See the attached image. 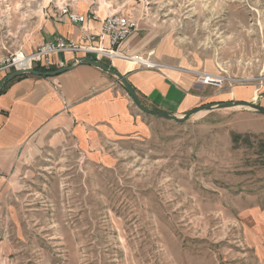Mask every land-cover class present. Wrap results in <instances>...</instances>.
Returning a JSON list of instances; mask_svg holds the SVG:
<instances>
[{
    "label": "rangeland",
    "instance_id": "374dc122",
    "mask_svg": "<svg viewBox=\"0 0 264 264\" xmlns=\"http://www.w3.org/2000/svg\"><path fill=\"white\" fill-rule=\"evenodd\" d=\"M62 1L0 0L6 56ZM94 1L172 33L223 80L206 86L264 97V0ZM251 112L145 115L102 154L45 155L0 197V264H264V116Z\"/></svg>",
    "mask_w": 264,
    "mask_h": 264
},
{
    "label": "crops",
    "instance_id": "0c3cea01",
    "mask_svg": "<svg viewBox=\"0 0 264 264\" xmlns=\"http://www.w3.org/2000/svg\"><path fill=\"white\" fill-rule=\"evenodd\" d=\"M73 10L85 15L86 22L74 24L58 11L43 9L40 15L38 10L37 28L17 41L15 52L30 54L55 39L79 42L85 33H99L101 21L108 16L94 0H85L83 6L74 4ZM94 13L100 21L92 20ZM145 25L138 23V30L124 48L128 53L158 61L163 70H146L124 60L110 63L133 87L144 106L177 117L222 102H246L264 108V97L258 98L255 93L219 91L200 84L198 73L213 74L211 67H206L200 56L188 52L172 33ZM6 54L7 47L2 46L0 60ZM79 58L72 54L55 55L48 71L68 69L66 72L48 78L25 75L8 82L1 91L0 197L47 154L78 151L89 159L90 153L102 154L107 143L145 128L143 117L147 114L138 109L118 80L97 67L78 64ZM4 78L0 74V82ZM257 99H261L259 103ZM251 115L262 116L255 111Z\"/></svg>",
    "mask_w": 264,
    "mask_h": 264
},
{
    "label": "built area",
    "instance_id": "2783aa9c",
    "mask_svg": "<svg viewBox=\"0 0 264 264\" xmlns=\"http://www.w3.org/2000/svg\"><path fill=\"white\" fill-rule=\"evenodd\" d=\"M73 0H63L59 9L61 16H66L74 24H83L87 18L73 10ZM92 20H99L97 14L92 15ZM138 30V22L121 14H109L101 21L99 33H85L79 42H71L55 39L45 42L37 49L27 54L20 50L0 61V74H11L13 72L36 70L43 68L51 70L55 55L64 53L72 54L81 59L90 58L101 63H112L116 60L130 61L138 64L146 70H161L163 65L156 60L145 57L142 54L128 53L124 44ZM200 83L203 85H223L221 77L212 74L198 73Z\"/></svg>",
    "mask_w": 264,
    "mask_h": 264
},
{
    "label": "water",
    "instance_id": "95a60500",
    "mask_svg": "<svg viewBox=\"0 0 264 264\" xmlns=\"http://www.w3.org/2000/svg\"><path fill=\"white\" fill-rule=\"evenodd\" d=\"M78 64H86V65H90L93 67H97V68L103 70L104 72L110 74L111 76H114L118 80V82L123 86V88L126 90V92L129 94V96L131 97V99L133 100L135 105L139 108V110L141 112L149 115V116H152V117H156V118H160L163 120L172 121V122H176V123H185V122L189 121L193 115H196L203 110L211 112V111H215V110L233 109V108H243V109H247V110H252V111H255V112L264 116V108L263 107H261L257 104L246 103V102H229V103H220L217 105H207V106H203L201 108H198L196 110H193L192 112L186 114L183 117L173 116V115H170L168 113H165V112H162L159 110L149 109L146 106H144V104L141 102L139 96L137 95V93L135 92L133 87L125 79V77H123L118 72L113 70L111 68V66H108L105 63L98 62L96 60H92L90 58L81 59L78 62ZM67 70L68 69H61V70H57V71L40 72V71L31 69V70L13 72V73L9 74L8 76H6L3 79V81L0 83V93L8 82H10L16 78H19V77H22L25 75H31V76H36V77H46V78L56 77V76H58L64 72H66Z\"/></svg>",
    "mask_w": 264,
    "mask_h": 264
},
{
    "label": "trees",
    "instance_id": "16d2710c",
    "mask_svg": "<svg viewBox=\"0 0 264 264\" xmlns=\"http://www.w3.org/2000/svg\"><path fill=\"white\" fill-rule=\"evenodd\" d=\"M36 70L40 72H49L48 70H45L43 68H37ZM249 138L250 137L247 135H241L237 133L232 134V140L235 145H239L242 141H247Z\"/></svg>",
    "mask_w": 264,
    "mask_h": 264
}]
</instances>
